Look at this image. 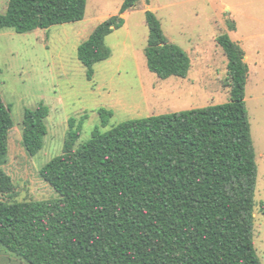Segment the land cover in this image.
<instances>
[{"label":"trees","instance_id":"16d2710c","mask_svg":"<svg viewBox=\"0 0 264 264\" xmlns=\"http://www.w3.org/2000/svg\"><path fill=\"white\" fill-rule=\"evenodd\" d=\"M142 1L125 0L78 49L91 81L112 57L106 39L122 15ZM88 0H9L0 32L49 30L85 19ZM145 49L150 72L186 79L188 54L166 37L152 10ZM231 31L236 30L234 23ZM228 58L227 104L151 116L106 128L79 144L87 118H71L63 153L41 171L55 201L0 202V248L29 264H263L255 247L257 155L247 107L250 67L228 35L217 38ZM50 108L27 109L22 143L30 157L45 147ZM15 127L0 93V195L16 186L2 168ZM264 206V204H262Z\"/></svg>","mask_w":264,"mask_h":264},{"label":"rangeland","instance_id":"374dc122","mask_svg":"<svg viewBox=\"0 0 264 264\" xmlns=\"http://www.w3.org/2000/svg\"><path fill=\"white\" fill-rule=\"evenodd\" d=\"M8 1L0 0V14L7 12ZM124 1L88 0L86 17L78 23L24 34L14 29L0 32V93L15 122L2 168L16 186L15 195H0V202L59 198L40 171L63 153L71 118H87L82 144L102 126L103 110L114 113L101 128L107 132L132 120L227 104L230 89L222 82L228 76V58L217 38L228 35L246 51L251 68L246 100L258 163L254 241L264 264V0H150V6L142 1L121 16H129L127 26L106 39L112 57L95 66L90 81L78 49L99 25L119 15ZM147 10L156 14L170 42L190 57L186 79L161 80L150 72ZM41 104L50 108L48 135L41 153L30 157L22 143L25 112ZM0 264L29 263L0 248Z\"/></svg>","mask_w":264,"mask_h":264},{"label":"crops","instance_id":"0c3cea01","mask_svg":"<svg viewBox=\"0 0 264 264\" xmlns=\"http://www.w3.org/2000/svg\"><path fill=\"white\" fill-rule=\"evenodd\" d=\"M129 17V16H128ZM128 17H126V19H125V23H126V25L125 26H127V19H128ZM234 24H235V26H236V23L235 22H233ZM236 30H237V26H236ZM235 30V31H236ZM234 32V31H233ZM237 43V42H236ZM239 44V43H238ZM240 45V44H239ZM241 46V45H240ZM242 47V46H241ZM244 50V49H243ZM245 51V50H244ZM245 54H246V51H245ZM245 61L249 64V57H248V55L246 54V57H245ZM262 65H263V69H264V60H263V62H262ZM249 67H250V64H249ZM250 72H251V68H250ZM263 78H264V76H263ZM249 79H250V77H249Z\"/></svg>","mask_w":264,"mask_h":264}]
</instances>
